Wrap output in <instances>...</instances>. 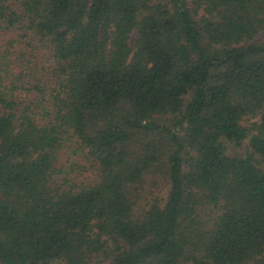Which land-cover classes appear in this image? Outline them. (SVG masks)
Listing matches in <instances>:
<instances>
[{"label": "trees", "instance_id": "obj_1", "mask_svg": "<svg viewBox=\"0 0 264 264\" xmlns=\"http://www.w3.org/2000/svg\"><path fill=\"white\" fill-rule=\"evenodd\" d=\"M263 33L264 0H0V264H264Z\"/></svg>", "mask_w": 264, "mask_h": 264}, {"label": "rangeland", "instance_id": "obj_2", "mask_svg": "<svg viewBox=\"0 0 264 264\" xmlns=\"http://www.w3.org/2000/svg\"><path fill=\"white\" fill-rule=\"evenodd\" d=\"M263 36H264V33L260 37H263ZM168 189H169L168 184L164 181H161L160 186H159V191H158L159 197L166 198Z\"/></svg>", "mask_w": 264, "mask_h": 264}]
</instances>
